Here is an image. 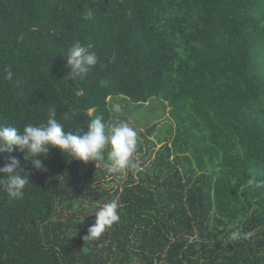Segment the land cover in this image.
I'll return each mask as SVG.
<instances>
[{
    "label": "trees",
    "instance_id": "1",
    "mask_svg": "<svg viewBox=\"0 0 264 264\" xmlns=\"http://www.w3.org/2000/svg\"><path fill=\"white\" fill-rule=\"evenodd\" d=\"M76 41L98 63L71 79ZM113 96L162 100L166 134L149 126L117 173L55 147L39 170L0 154L31 173L21 199L0 191V264H264V0H0V124L55 107L65 131L108 127ZM112 201L119 221L85 240Z\"/></svg>",
    "mask_w": 264,
    "mask_h": 264
},
{
    "label": "clouds",
    "instance_id": "2",
    "mask_svg": "<svg viewBox=\"0 0 264 264\" xmlns=\"http://www.w3.org/2000/svg\"><path fill=\"white\" fill-rule=\"evenodd\" d=\"M91 18L92 11L89 9L83 14V19ZM92 48V44H82L79 41L67 48L64 57L66 67L71 68L69 78H83L93 71L98 63V56ZM12 77L13 73L9 70L5 79L12 80ZM100 83L103 86L105 81ZM113 111L119 113L120 105H113ZM50 147H55L78 161H96L97 165L109 173L139 168L136 157L138 133L128 122L114 121L106 127L103 116H96L87 124L86 130L74 134L72 131H65L64 125L57 119L56 108L51 107L45 123H28L22 131L15 126L0 124V154L26 151L29 157L26 159H32L33 165L39 170L43 168L42 161L34 158L37 154H47ZM7 159L8 163L0 167V191L6 192L13 199H21L26 186L30 184L31 173L21 168L20 160L15 156L9 155ZM254 182V178L248 181L250 185ZM118 207L115 201L100 207L95 212V222L88 228L84 239L99 237L106 228L118 222ZM252 235V232H247L243 234V238L248 239ZM240 237L239 231L232 233L233 240Z\"/></svg>",
    "mask_w": 264,
    "mask_h": 264
},
{
    "label": "rangeland",
    "instance_id": "3",
    "mask_svg": "<svg viewBox=\"0 0 264 264\" xmlns=\"http://www.w3.org/2000/svg\"><path fill=\"white\" fill-rule=\"evenodd\" d=\"M116 104H119L121 107L119 113L113 111V105ZM108 107L112 115L111 122H128L136 129L138 137L141 140L143 139V135H151L146 132L147 128L156 122L158 123L157 128L160 131V135L163 136L166 134L168 123L164 119L169 116L170 107L158 98H151L146 103L137 104L125 99L123 96H113L108 98ZM153 134L150 136L152 139L155 137ZM136 157H138L137 153ZM121 174L123 175L124 173Z\"/></svg>",
    "mask_w": 264,
    "mask_h": 264
}]
</instances>
